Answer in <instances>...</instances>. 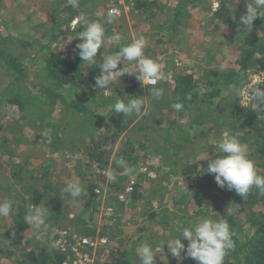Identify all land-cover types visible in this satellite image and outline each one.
I'll return each mask as SVG.
<instances>
[{
    "label": "rangeland",
    "instance_id": "1",
    "mask_svg": "<svg viewBox=\"0 0 264 264\" xmlns=\"http://www.w3.org/2000/svg\"><path fill=\"white\" fill-rule=\"evenodd\" d=\"M97 1L100 2V5L95 6L96 11L94 13L100 16L104 13L107 15V3L104 1L102 3V0ZM112 1L115 2L114 5L118 4V2H116L117 0ZM174 1L177 0H169V4H172ZM162 2L161 0V4ZM219 3L226 10L223 13V16L228 19L226 22L222 21V19H211L209 13H207L210 10H218V7H220ZM55 5L57 7H55ZM0 6L2 8V14H0L2 15L0 19V28L3 33H11L17 36H37L45 31L50 35L55 23L51 21L49 16H52L55 12L57 15H61L60 13H62L60 17L65 18L66 13L62 10L66 8L68 4L67 0H2ZM52 6H54V8ZM98 6L104 7V11H102V9H97ZM124 7H128L126 3H124ZM242 9H246L245 0H200L197 2V6L192 9V16L190 13L188 19L183 18L180 28L177 30V41L173 47L172 53L173 67L170 73L172 75L193 73L196 78V89L200 95L204 92L209 94L213 89H219V95H215L213 92V99L206 108L213 107L215 104H217V108L221 111L224 109L228 110L230 105H234L239 111L247 112H252L259 108L257 105L250 102V98L247 95V84L251 82L258 84L257 87L264 90L262 87L264 83V72L258 69L247 71L244 78L240 75L238 84L240 88L243 85L240 96L233 94L231 89L222 86L220 88H215V86L211 87V85L207 84L219 81L221 79L220 76L224 72L233 70V68H231L232 66L229 65V61L237 54V48L240 47L242 40L263 35V32L259 30V25H256L254 22L252 30L244 32L240 25V19L246 13V10L242 13ZM134 10V8H125L121 12V15L115 18L119 20L118 23L121 27H126L127 33H124L122 28L115 30V34H122L123 39L119 45L111 44L109 47L112 48L108 47L107 49V51L110 52H105L104 56L115 54L119 47L126 46L137 38L138 35H143L147 39V45L144 49L145 56L156 60L158 63L164 62L163 59H165V55L171 53V51L169 52L168 50L163 57L162 54H160L158 60L151 54L157 53L158 49H165V47L169 46L166 39H162V43L156 42L161 32L157 21L154 20L151 27L148 28L149 22L145 14L138 13L135 16L137 12ZM46 21H50L51 23H46ZM79 23L81 22L72 20L67 24V27L66 25L62 26V30L68 29L70 34L77 30V26L79 25L81 31L85 30L86 26H81ZM77 32L79 33L80 31ZM31 55L32 54H30V56ZM135 63L137 62L129 63L130 72L132 69L131 66ZM224 63L228 64V68L221 71L220 65ZM167 64V60L165 59L163 67ZM34 66L35 64L33 67ZM122 66L123 63L118 65L119 68H122ZM33 67L31 68L33 69ZM133 69L136 70L135 67H133ZM170 73L167 72L168 76ZM164 81L165 83H169V80ZM164 81L161 82L164 83ZM6 82V78H4V74L0 69V92ZM142 84L147 90L153 87L152 85H145V83ZM168 86L170 85L166 87L168 88ZM162 88L164 89V87ZM105 90L106 89L99 87L92 88V91H99L104 94V96L109 97L111 95L109 92L110 90L103 93ZM65 98L71 100L74 98V95L67 94ZM95 99V101H91L89 106L90 111L99 115L102 112H106V109H100L99 105L97 106V97H95ZM154 101H157L156 109H158L161 114L170 113L164 111V108L167 107L166 103L163 105L164 102H162L161 99ZM43 108V106H39L37 109L27 110V112L32 119L34 118L37 121L39 120L38 117H40V114H42ZM146 110L147 106H145V111ZM160 113L149 121V125L154 128V132L151 133V142L155 144L154 137L156 135L155 133H157L156 141L159 142L157 139L159 136H164L165 140H167L166 143L172 147L174 146V138L171 137L173 134L171 136L169 135L171 134V127H168V134L166 131L155 128L156 126H160L163 122H166V120L162 121ZM17 114L14 109L6 105L3 99L0 98V201L6 198L13 201V211L11 215L8 217H0V247L2 245L7 246L8 244V240L3 241L1 239V234L7 232V230H14L18 226V223H13L19 205L15 197L16 194L22 195L25 189H30L35 185V180H33L32 177L36 176L37 178V176H42L41 174L45 172V164L51 166L47 171L48 177L46 181L51 187L46 190L47 194L44 200L47 203L40 205H45V207L49 208L47 222L51 225L52 229L56 230L55 233L50 232V234L56 235L61 230L70 229L77 235H81L82 232L86 231V233L93 238L105 237L107 239V246L99 250L97 257L99 264L111 263L112 257L106 258V254L117 247H120V249L122 248L125 253V257L121 259L120 264H139L136 249L143 243H148L152 246L157 255L155 257V264H187L184 262V259L181 260L172 257L167 245H165L163 249L158 248L157 245L161 240H166L170 236L178 235L183 227L188 226L182 221L183 212L181 211L184 210V207L189 209V206L194 203L192 199L193 196L200 191L203 193L202 202L204 203L200 208L204 209L203 211L207 213L206 215H208V217L216 220L220 217L223 218L222 214L233 206L231 209L235 212L237 220L242 222L244 219L243 212L236 213L237 208L242 207V205H239V202L230 204L233 198H231L230 193L227 191V187L223 189L220 188L215 182L213 174L210 176L209 185H203V187L198 186L199 179H197V181L191 179L187 181L185 179L187 174H192V164L196 163L198 164L197 168L199 170H205L208 165L206 164L204 168L202 162L206 161L208 163V160L216 158L215 156L220 153L218 142L224 138L223 133L227 132L231 136H235L238 139L241 138V136L237 137V132L234 129L229 130L227 127L220 128V135L214 140L211 139L212 134L209 133V144H207L205 140H200L197 145L199 147L197 152H192L191 150L193 148L191 147H180L179 144L180 154L176 159L177 164H172L171 161L166 158V155L169 154H166L164 147L158 146L160 148L158 152L156 146H146L145 149H140L138 147V143L142 141L143 135L139 132L135 124H133L126 132L118 137L111 156L112 159H119L127 140L135 144L134 158H137V160L136 163L131 166L135 167L137 172L130 176L123 174V169L119 167L115 170H111L110 165L112 160L109 166L102 170L98 169L93 162L85 157L84 148L91 135L93 133L95 134L96 131L105 135L104 130L106 128L104 126L105 124L100 125L99 121L93 118L91 114L82 115L74 119H70L68 114H60L57 117V129H60L62 125H66L68 128L60 135L62 148L56 152L55 155L50 154L46 149V146L53 141L52 135L47 132L39 131L40 136L38 138L37 133L39 132L36 131H38L37 123L39 121L34 123L31 122V118L29 119L27 117L26 120L23 119L22 123L18 117L19 114ZM235 117L236 122L242 118L241 115ZM173 120L175 121L174 118ZM177 122L176 120V123ZM106 126L108 127L107 124ZM15 138L18 140H14ZM176 140L178 141V139ZM205 143L211 147L209 153H204V151L207 150H202ZM241 143L247 146V154L254 160L258 174L264 176V157L257 154V151L254 150L253 145L256 141L248 138L245 141H241ZM2 146L4 147L2 151L7 147V151H14L12 157H6L2 154ZM73 146L77 148L76 151L71 150ZM206 155L207 158L205 160H200ZM10 161L12 162L10 163ZM23 163H29V165L25 168L26 172L22 173V179H13L11 177V171H17ZM41 164H43V166ZM111 171L117 173L116 176L118 180L115 179L116 186H112L107 181V175ZM199 177L201 178V175H199ZM76 181L82 183L86 190V194L79 198H73L69 194L61 191L64 185ZM130 181H134V185L138 184L140 186L142 197L140 200L133 202L130 199V195L125 202L120 203L118 201V196L124 191ZM201 188L204 190L203 192ZM254 189L258 192L257 197H263L262 200L259 199L260 203L258 209L264 210V194H260L258 189ZM91 197L93 201L88 205L87 202ZM214 200L219 203L218 209L213 208L212 203ZM173 202L178 203L174 206L172 205ZM86 205L87 207L85 208ZM107 207H112L114 210V214L111 218L104 216L103 211L104 208ZM58 208L60 209V213L55 216L53 213L58 212H54V210ZM174 211L177 213H175L173 217L172 213H174ZM150 213L156 214L154 220H149ZM165 215L168 218L170 216L173 217L171 222L169 219L168 222H166L164 219L166 218ZM196 219L197 217H194V219H189V221L195 222ZM18 220L21 219L19 218ZM158 221L161 222L162 226H160ZM166 225H168L171 231L167 230ZM162 227L166 230L162 229ZM168 231L174 234H169ZM22 234L24 237L23 240L27 238L28 243L30 241V245H24L25 248H34L35 251H38L45 246L49 249L48 235L32 231L28 225L21 235ZM182 242L187 246L188 241L185 240ZM14 255L15 252L12 255L13 257H6L7 261L5 264H12L15 257ZM181 255L183 256L184 253ZM117 256L118 255H115L113 257L116 258Z\"/></svg>",
    "mask_w": 264,
    "mask_h": 264
},
{
    "label": "trees",
    "instance_id": "2",
    "mask_svg": "<svg viewBox=\"0 0 264 264\" xmlns=\"http://www.w3.org/2000/svg\"><path fill=\"white\" fill-rule=\"evenodd\" d=\"M162 1L161 4V0H139L135 2L134 11L137 12L135 16L138 13L145 14L149 22L148 28H150L151 24L156 20L161 29L158 41L156 40V42L162 43V39H166L169 45L165 47V49H158L157 53L151 54L158 60L160 54H162L163 57L168 50L169 52L171 51V53L165 55L168 64L163 67L165 59H163L164 62L160 63L162 65V71L166 73V80H169V83H165L164 81V83L160 82L157 86L164 87V96L161 100L164 102L163 105L166 103L167 108H164V111L170 113L161 114L158 109H156L157 101L155 102L148 97L150 95L149 90L144 88L143 84L136 78L135 75H137L138 72L137 69L134 70L132 66V74H125L119 81L109 86V92L111 93L109 97L104 96V94L99 91H92L93 87H97L96 78L102 74L99 69V64L102 63L105 52H110L107 51V49L111 44L105 39L101 49L97 53L96 63L88 64L86 61L81 60L78 55L79 50L76 48V45L81 43L77 36V31L81 32L80 25L77 26V30L70 34L68 29L62 30V26L66 25L67 27V24L72 20H76V17L81 13L92 20L102 21L107 15L104 13L100 16L94 13L96 11L94 6L95 0H79V8L77 9H73L68 5L62 10L66 13L65 18L60 17L62 13H60L61 15H57V13L54 12V15L52 14V16H49L51 21L55 23L50 35L45 31L37 36H17L11 33L5 34L0 28V69L7 81L0 92V98L3 99L6 105L14 109L16 114H19L17 115L22 123L23 119L26 120L27 117L29 119L31 118L27 110L37 109L39 106L44 107L42 109V114L38 117L39 120L36 121L34 118H31V122L37 123L39 121L37 123L38 131L36 132L43 131L52 135L53 141L46 146L50 154L55 155V153L62 148L60 135L68 128L66 125H62L60 129H57V117L60 114H68L70 119L91 114L93 118L99 121L100 125L105 124L104 126L107 129L105 128L104 130L105 135L100 134L98 131L91 135L84 148V155L88 160L93 162L98 169L102 170L109 166L111 160L110 169L115 170L118 168L116 165L118 158H111L113 149L118 137L126 132L133 124H135L139 132L143 135V139L138 143V147L140 149H145L146 146H156L158 152L160 150L158 146H162L165 148L166 154H169L166 155L167 160H170L172 164H177L176 159L180 154L179 144L180 147H191L193 148L191 150L192 152H197L199 141L205 140V142L209 144V133L212 134L211 139L214 140L220 135L219 130L222 127H227L229 130L234 129L237 132V137L241 136V138H239L240 141H245L248 138L256 141L253 145L254 150L257 151V154L264 157V108L259 107L252 112L239 111L234 105H230L228 110L224 109L222 111L217 108V104L213 107L206 108L213 99L214 93L215 95H219V89H213L209 94L204 92L200 95L196 89V78L193 73L178 75H172L170 73L173 67L172 53L173 47L177 41V30L180 28L183 18L188 19L190 13L192 16V9L197 6V2L200 0H177L172 4H169V0ZM1 3L2 0H0V4ZM99 3L100 2L96 0L95 5H100ZM52 7L54 8V6ZM55 7L57 6L55 5ZM1 9L0 6V14H2ZM97 9H102V11H104V7L102 6H98ZM245 10L246 9H242L241 12L243 13ZM225 11V8L220 5L218 10H210L207 13H209L211 19H222V21L226 22L228 19L223 16ZM1 18L2 15H0V19ZM118 21L119 20L114 18L112 24L105 25L106 38L115 35V30L120 28L124 30V33H127L126 27H121ZM253 22L259 25V30L263 32V35L242 40L240 47L237 48V54L229 61V65L232 66L231 68H233V70L224 72L220 76L221 79L219 81L207 83L208 85H211V87L215 86V88H220L221 86L227 89H232L233 86L240 88L238 84L240 75L244 78L247 71L254 69L264 72V16L261 18L258 17ZM46 23L51 22L46 21ZM79 24L85 26L82 22ZM30 54L32 55L30 56ZM34 64L35 66L33 67ZM31 67H33V69ZM126 67L130 68V64H127ZM167 72L170 73L169 76ZM167 85L170 86L167 88ZM262 87L264 89V83ZM67 94L74 95V98L71 100L65 98ZM189 96L191 99H187ZM95 97H97V106L99 105L100 109L103 108L107 110L100 115L90 111L89 106L91 101L96 100ZM117 97L124 98L125 100L131 99L132 97H145V106H147V110L139 117L135 115L124 117L122 114H114L111 106L114 104ZM174 102L184 103V109L181 112H172L170 107ZM158 113H160L162 121L166 120V122H163L160 126H156L155 128L166 131L167 133L168 127H171V134L169 135L171 136L173 134L171 137L174 138V146L172 147L166 143L167 140H165L164 136H159V138H157L159 142L156 141L157 133H155L156 135L154 137L155 144L151 142V133L154 132V128L149 125V121ZM237 115L242 116V118L237 121L238 123L235 117ZM176 120L178 121L177 123ZM37 136L39 138L40 132L37 133ZM175 138L178 139V141ZM14 140L18 139L15 138ZM206 143L205 146L202 147V150H207L204 151V153H209L211 147ZM134 145L133 142L127 140L120 154V158L123 157L130 165L135 164L137 160V158H134ZM72 148V151H76L77 149L75 146ZM3 149L4 147L2 146L1 152L4 156L12 157V153H14L13 150L7 151L8 147L2 151ZM218 155H221V153ZM11 162L12 161H10V163ZM202 164L204 168L206 164L208 165L206 161L202 162ZM28 165L29 163H23L17 171H11V177L13 179H22V173L26 172L25 168H27ZM41 165L43 166V164ZM44 167L45 172L41 174L43 177L37 176L38 183L36 176L32 177V179L35 180V185L30 189H25L22 195L16 194L15 196L19 205L13 223H18V226L14 230H7V232L1 234V239L3 241L8 240V244L7 246L2 245L0 247V264H5L7 261L6 257H13L12 255L14 252L15 257L12 264H62L64 260V256L50 247V243L49 249L45 246L38 251H35L34 248H25L24 245H30V241L28 243L27 238L23 240V234L21 235L27 228L26 223L23 221V217L27 212L28 205L47 203L44 200L47 194L46 190L51 187L46 182L48 177L47 171L51 166L45 164ZM197 167L198 164H192V174H187L185 179L187 181L190 179L197 181V179H199V187H203V185L208 186L212 174L207 173V168L205 170H199ZM199 175H201V178ZM115 179L118 180V177L116 176ZM111 185L116 186V182L114 181ZM203 191L204 190H202V192ZM227 191L230 193L231 198H233L230 204L239 202L238 204L242 205V207L237 208L236 213L243 212L244 219L242 222L237 220L235 212L231 209L233 206L222 214L223 218L226 219L230 225L234 240V248L227 253L224 264H264V210L258 209L260 203L259 199L262 200L263 197H257L258 192H256L254 188L245 198L238 195L234 190L229 191L227 189ZM141 197L140 186L138 184L134 185L130 198L131 201H138ZM192 199L194 203L189 206V209L192 210L184 207V210L181 211L184 213H182V221L186 225H188L189 219L191 220L198 216H208L206 215L207 213L203 211L204 209L200 208L204 205L202 202L203 193H201V191L196 193ZM91 201H93L92 197L88 200L87 204L90 205ZM177 203L178 202H173L172 205L175 206ZM212 204L214 209L219 208L218 201L214 200ZM86 207L87 205L85 208ZM54 212H58L53 213L56 216L60 213V209L58 208L54 210ZM175 213L177 212L174 211V213H172L173 217ZM65 216L67 217L66 213ZM165 217L164 219L166 222H168V219L171 222L173 218L171 216L168 218L166 215ZM19 218L21 220H18ZM149 218V220H154L156 214L150 213ZM158 222L160 226H162L161 222ZM166 227L167 230L171 231L168 225H166ZM162 229L166 230L164 227H162ZM85 233L86 231L81 234ZM169 234L174 233L169 232ZM54 237L57 238V234L54 235ZM115 255L118 256L115 258L113 257ZM110 257H112V262L109 264H120L121 259L125 257V253L122 248L120 249V247H117L106 254V258ZM184 262L187 264H197V262L191 258L184 259ZM97 264H99L98 261Z\"/></svg>",
    "mask_w": 264,
    "mask_h": 264
},
{
    "label": "clouds",
    "instance_id": "3",
    "mask_svg": "<svg viewBox=\"0 0 264 264\" xmlns=\"http://www.w3.org/2000/svg\"><path fill=\"white\" fill-rule=\"evenodd\" d=\"M67 4L73 9L79 8V0H67ZM246 14L240 19V25L244 32L251 31L253 21L258 17L264 16V0H245ZM77 22H82L86 27L85 30L79 32L77 36L81 43L76 45L79 50L78 55L82 61L88 64L96 63L97 53L104 43L105 25L114 22V14L109 11L107 16L102 20H92L83 13L76 17ZM122 34L107 37V41L112 45H119L122 41ZM147 45V39L143 35L131 41L126 46L119 47L115 54L104 56L102 63L99 64L101 75L96 78V86L106 89L103 93L110 89V85L119 81L125 74H131L130 68L126 67L130 62H137L132 67L137 69L136 78L145 85H152L149 89L150 97L153 100H160L164 96V89L157 87L158 83L166 80V73L162 71V65L156 60L145 56L144 49ZM103 55V54H102ZM123 63V67L118 65ZM228 64L220 65V70H226ZM259 75V74H258ZM258 84H247V95L252 104L264 108V90L257 87ZM241 88L233 86L231 92L236 96L241 95ZM251 89V94H250ZM131 97V96H130ZM147 97V98H148ZM191 99V97H187ZM114 114H122L124 117L141 116L145 111V97H132L125 100L117 97L111 106ZM170 109L172 112H181L184 109V103L174 102ZM223 137L218 142V148L221 155H217L215 159L208 160L207 173L213 174L215 182L220 188L229 191L234 190L238 195L245 198L248 193L256 188L260 194H264V176L258 174L253 159L247 154V146L236 138L223 133ZM207 155L200 160H205ZM117 167L123 169V174L132 175L137 169L127 163L121 157L116 161ZM142 171V170H141ZM117 173L111 171L107 175V181L114 183ZM63 193L69 194L73 198H79L86 194V190L79 181L64 185ZM13 211V201L11 199H3L0 201V217H8ZM108 211H111L109 209ZM49 208L45 205L30 204L27 212L23 217V221L29 226L30 230L37 233H43L49 236L50 247L56 248L60 243L54 235L55 229L47 222ZM188 241L187 246L182 241ZM167 248L170 255L178 259L191 258L197 264H224L227 253L234 248L233 233L226 219H212L208 216L197 217L195 222L189 221L188 226L183 227L178 235L170 236L166 240H161L157 245L158 248ZM184 253L182 256L181 254ZM139 258V264H155L157 256L148 243L139 245L136 249Z\"/></svg>",
    "mask_w": 264,
    "mask_h": 264
},
{
    "label": "built area",
    "instance_id": "4",
    "mask_svg": "<svg viewBox=\"0 0 264 264\" xmlns=\"http://www.w3.org/2000/svg\"><path fill=\"white\" fill-rule=\"evenodd\" d=\"M139 0H117L118 4L114 5L112 0H104L107 3V13L113 12L114 18L119 17L125 8H134L135 2ZM109 2V3H108ZM124 3L128 7H124ZM134 181H130L124 191L118 196V201L123 203L133 192ZM99 193V192H98ZM111 209V211H108ZM104 216L111 218L114 214L112 207L104 208ZM60 243L55 250L62 256L64 260L62 264H97L99 250L107 246L105 237H88L79 236L70 229H64L58 232L57 238Z\"/></svg>",
    "mask_w": 264,
    "mask_h": 264
},
{
    "label": "crops",
    "instance_id": "5",
    "mask_svg": "<svg viewBox=\"0 0 264 264\" xmlns=\"http://www.w3.org/2000/svg\"><path fill=\"white\" fill-rule=\"evenodd\" d=\"M103 1H104V0H102V3H103ZM95 2H96V0H95ZM95 2H94V6H96V5H95ZM96 4H97V3H96ZM89 5H90V4H89ZM90 7H91V6H90ZM79 236H88V237H90V235L87 234V233H85V234H81V235H79ZM54 249H55V248H54ZM57 253H58V252H57Z\"/></svg>",
    "mask_w": 264,
    "mask_h": 264
}]
</instances>
